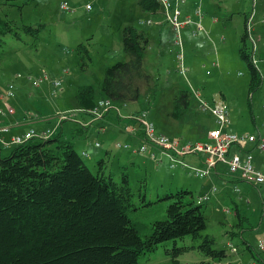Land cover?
<instances>
[{
	"label": "rangeland",
	"instance_id": "374dc122",
	"mask_svg": "<svg viewBox=\"0 0 264 264\" xmlns=\"http://www.w3.org/2000/svg\"><path fill=\"white\" fill-rule=\"evenodd\" d=\"M5 1L8 2L5 12L19 25L39 22L44 24L38 37L23 33V39H17L8 34L5 37L6 43L0 50V94L5 93L7 85L13 82L16 91L17 88L20 89L19 93L23 92L25 95L28 92L29 98L23 101V105L31 108L33 114L74 107L77 104L76 92L82 84H93L99 91L105 67L128 58L123 48V27L132 23L149 33L151 42L144 57V67L152 75V82L144 88L139 100L128 104L133 108L148 109L146 118L155 121L159 132L191 140L204 139L206 132L207 137V130L216 127L217 123L210 110L201 108L199 98L195 95L197 91L202 99L225 104L231 110L232 122L225 130H260L264 134V0H202L204 13L192 16L194 20L190 23L193 25L191 34L182 30L183 66L177 58L180 47L174 42V35L169 36L172 28L165 25L163 32H160L157 23L139 22L138 17L143 16L145 11L138 0H66L76 8L74 11L62 9L61 0ZM87 2L91 3V9L86 8ZM250 17L252 20L247 43L263 76V83L251 93L250 74L239 52L240 36ZM252 38L256 42L255 50ZM79 42H85L90 50L92 61L88 67H83L76 50ZM214 61H220L219 66L214 65ZM44 70L50 77L65 80L64 91L53 94L43 103H37L41 88L32 84L30 75H39ZM181 88L191 90V101L188 109L176 117L172 115L174 95ZM9 102L17 104L13 100ZM117 105L122 112L126 111L121 102H117ZM135 111L137 110L129 113ZM92 130L87 132L80 127L79 137L91 135ZM117 138L121 141L127 139L126 135H119ZM81 143L84 142L79 139L78 149ZM12 147L13 145H3L2 153H9ZM102 151L104 153L103 149ZM118 151H121L120 148L116 144L112 145V152L116 154ZM82 156L95 172L98 156ZM159 159L153 156L151 163L138 168L127 165L136 201L139 189H144L149 198L156 200L158 195L162 196L166 191L175 192L183 186L182 182L197 195L202 188L199 187L198 179L193 176L184 178L179 168L170 167L166 159L158 163ZM258 159L261 160V157ZM111 164L108 171L111 170L114 177L119 179L122 170L115 163ZM215 183L220 186L218 182ZM239 183L247 184L245 181ZM228 191L221 193L222 197L219 199L212 195L206 202L204 210L208 219L203 230V233L215 236L214 246L225 248L228 256L216 261L197 248H192L179 255L180 264H260V260L245 248L244 239L250 241L254 251L260 250L258 238L264 237V223H261L263 200L255 188L250 194L242 189L241 197L240 193L231 189ZM228 193L235 197L236 202H240V216L237 215L236 205ZM247 198L249 202L246 201ZM162 202L156 203L155 208L164 207L166 203ZM165 202H168L167 199ZM225 208L230 211L227 212ZM230 229L237 230L238 233L231 236L228 232ZM229 240L238 246L239 252H231ZM178 243L191 244L197 241L188 235L184 239H178ZM138 262L172 264V255L165 251L164 243H161L149 254H142Z\"/></svg>",
	"mask_w": 264,
	"mask_h": 264
},
{
	"label": "trees",
	"instance_id": "16d2710c",
	"mask_svg": "<svg viewBox=\"0 0 264 264\" xmlns=\"http://www.w3.org/2000/svg\"><path fill=\"white\" fill-rule=\"evenodd\" d=\"M138 3L144 11L160 9L158 0ZM7 5L0 0V50L8 34L17 39H23V33L38 37L44 25H19L5 12ZM248 30L246 24L239 52L250 74L251 93L263 83V76L247 43ZM149 43L144 28L132 23L123 27L128 58L105 67L99 91L93 84L79 86L75 97L82 114L91 118L100 96L121 103L140 99L152 82L144 67ZM76 50L83 67H88L92 56L85 42H79ZM191 95L187 88L174 95L173 116L188 109ZM2 149L0 144V264H139L142 254L161 243L172 255V264H180L179 255L192 248L216 261L228 256L225 248L214 246L215 236L203 233L208 219L206 203H198L186 186L166 191L156 200L139 189L136 201L127 165L116 179L108 171L106 153L97 159L94 172L61 130L46 139L14 144L7 154ZM160 201L165 206L155 208ZM228 232L231 236L238 233L234 229ZM188 235L197 243H178ZM244 243L256 256L250 241L244 239Z\"/></svg>",
	"mask_w": 264,
	"mask_h": 264
},
{
	"label": "built area",
	"instance_id": "2783aa9c",
	"mask_svg": "<svg viewBox=\"0 0 264 264\" xmlns=\"http://www.w3.org/2000/svg\"><path fill=\"white\" fill-rule=\"evenodd\" d=\"M160 2V9L166 20L170 23L174 42L180 47V51L177 53V58L180 64H184V43H183V28L186 24L193 22V17L187 15L182 18V7L181 5L185 0H158ZM60 6L66 11H74L75 8L69 5L66 0H61ZM92 7L91 3L86 4V8L90 9ZM203 12L201 2L197 3L194 7V14L200 15ZM204 13V12H203ZM252 18L248 19L247 25L250 28ZM151 23L152 19L147 20L139 19V22ZM198 25L201 26L200 22ZM253 39L254 50L256 47V42ZM256 61V58H253ZM256 63V62H255ZM31 82L35 86H40L43 82L52 83V93L55 94L62 88V79L59 77L52 76L47 71H43L39 75H30ZM196 97L199 98L200 106L203 110H210L214 115L217 126L209 128L207 130V138L204 140L196 139H180L176 137H171L166 133L159 132L156 128L155 121L152 119H147L146 115L148 109H140L129 114H122L121 107L117 105L109 97H100L95 107L92 110L93 116L90 120H95L102 118L109 110H115L119 117L127 118L132 121L128 127L131 131H135L136 128L133 123H137L140 131L144 136V141L139 145H134L128 141L117 140L115 142L117 147L125 148L133 152H143L147 149L148 145H153L158 148L161 153L168 157V162L170 167L175 168L177 166H182L183 168L193 172L196 176L205 178L210 176V174L216 168L217 163L225 161L228 165L229 172L235 174L241 180L251 183L255 186L260 187L261 194L263 196V214L262 222L264 223V169L255 163L254 153L252 150L248 149L249 143H255L256 147L264 152V134L262 132H236L233 130H225V128L231 124L232 117L230 109L222 103H211L207 100L201 98L200 93L195 91ZM5 97L13 98L16 97V88L13 82L7 85L6 92L2 93L1 98L3 99V106L0 105V114H10L15 112V107L10 103ZM81 108L69 110H59L57 111V116L59 121L65 119H73L75 112H80ZM83 124H88V122H81ZM11 130L9 123L0 124V144L3 146H10L14 144H19L29 139H46L55 133L54 128L36 129L29 128L23 133L12 134L9 138L4 136ZM100 144V142H96ZM235 148L233 151L232 148ZM232 150V152H231ZM87 154V151H84ZM198 155L200 161L198 163H192L188 161L185 157L187 155ZM152 157L156 156L159 162L162 160L161 156H158L156 152L151 153ZM201 156V157H200ZM218 185L213 183L210 188L195 196L198 203H206L209 199L218 192ZM234 190H240L238 185H234ZM226 211H230L225 208ZM231 252H237L238 246L228 241ZM258 247L260 250H264V237L258 238ZM253 264H256L253 262Z\"/></svg>",
	"mask_w": 264,
	"mask_h": 264
},
{
	"label": "crops",
	"instance_id": "0c3cea01",
	"mask_svg": "<svg viewBox=\"0 0 264 264\" xmlns=\"http://www.w3.org/2000/svg\"><path fill=\"white\" fill-rule=\"evenodd\" d=\"M198 2L199 3L201 2V5H202V0H185V2L181 5L182 18H185L187 15H191L194 17L195 16L194 7L196 6ZM140 18L142 20H147L151 18L152 19L151 23H157L159 26L160 32H163L165 25H168L170 29L172 28L170 23L166 20L163 14V11L161 9H159L157 12L145 11V14L143 16L138 17V20ZM214 21L216 22L215 19ZM144 23H147V22L145 21ZM192 27L193 25L188 23L184 26L183 31L187 30L191 34ZM171 34H173L172 29H171V33L169 34V36ZM167 44H170V42ZM218 59H219V56L217 53V60ZM220 59H222V57H220ZM219 62L214 61L213 64L216 66H219ZM61 79H62V88L58 92L64 91L65 80L63 78ZM35 87L41 88V90L39 91V96L37 97V100H36L37 103H39V101H42L43 103L44 101L49 100L53 96V93H52L53 87H52L51 82L45 81L40 86H35ZM19 90L20 89L17 88L16 97L9 98V100L11 101L13 100L17 102V104L15 105L12 104L15 107V112L10 113V114H0V124L9 123L11 126V130L7 133H4V136L6 138H9L12 134L23 133L24 131L28 130L31 127L39 129V130L45 129V128H54L55 133L61 130L66 137L71 138L74 141L77 149H78L77 141L79 139L83 140L84 143H81L78 149L81 155L85 154L84 151H87V154H85L86 156H92V157L98 156L99 158L103 155H106L107 153L110 160L113 159V161H110V163H112L111 165L115 163L116 167L120 168L121 170L124 168L125 165H128V164L130 165V167L138 168L140 166L147 165V163H151L153 161V157L151 155L152 152H156L158 156L162 157V160L158 163H161L162 161H164V159H166V161L168 162V158L165 157L161 153V151L153 145H148L145 151L139 152V153L119 147L121 151H118L116 154H114L112 152V145L115 144L114 143L115 140H121L117 138L119 135H126L127 139H125L124 141L131 142L134 145H139L140 143H142L144 141V136L142 132L140 131V128L138 127L137 123H133L136 130L131 131L128 126L132 124V121L127 118L119 117V115H117V112H115L113 109L109 110L102 118L95 119V120H90L91 118H88L85 114H82V112H78L77 114H75L73 119H66V120L59 121L57 113H56L57 111H59V109H64V110L75 109V108H78V104H76L74 107L58 108L54 112L47 111V112L33 114V112L31 111V108L23 105L24 104L23 101L29 98L28 92L25 93L24 95L23 92L19 93ZM0 104L3 106V100H1ZM122 104H123V107L126 108V111L125 112L123 111L122 114H128L131 111L140 109V108L131 107L127 102H124ZM33 105L36 106V103L33 102ZM230 113H231V110H230ZM81 122H88V124H83ZM80 127H83L85 130H87V132L89 131V129L91 130L93 129L91 132L92 134L87 135L86 137L80 138L79 133H78V129ZM258 132H262V131L259 130ZM204 136H205L204 139H206L207 138L206 132ZM204 139L201 138L200 140H204ZM96 142H100V144H97ZM247 147L248 149L252 150V152L254 153L255 163L264 169V152H261L256 147L255 143H249ZM102 149L104 150V153ZM232 150L234 151L235 148L233 147ZM260 157H261V160L258 159ZM185 158L192 163H198L200 161L199 156L194 155V154L193 155L189 154ZM156 165L160 166L162 164H156ZM177 168H179L178 170H180L179 172L184 178L189 179L193 176L194 178L199 180L198 181L199 187H202V188L200 189V191H198L199 193L197 192V195L207 191L213 183L218 182L220 184L218 188L220 189H218V192L214 194L216 199L220 198L221 193H224L225 191L229 192L228 189H231L232 191L237 192V193L242 192V189H243L244 191L247 192V194H250L252 189L255 188L257 189L258 193L260 194L263 200V196L260 190L261 188L251 183H248L246 181L245 183L247 184L241 185V183L239 182H243L244 180H241L235 174H231L229 172L228 165L225 161H221L217 163L214 171L210 174V176L205 177V178L196 177V175L193 172L183 168L180 165L177 166ZM182 185L190 188L189 186L185 185L183 182H182ZM234 185L239 186L240 188L239 192L234 190ZM228 194L231 197V199L234 201L236 208H238L237 210L240 213V202L239 203L236 202L235 197H233L230 193ZM241 196H242V193H240V197ZM246 201L249 202L250 201L249 198H247ZM261 223H262V220H261ZM263 251L264 250H259V251L256 250V256L253 255L256 259L258 258L260 260V264L264 263V252ZM237 252H239V248Z\"/></svg>",
	"mask_w": 264,
	"mask_h": 264
}]
</instances>
